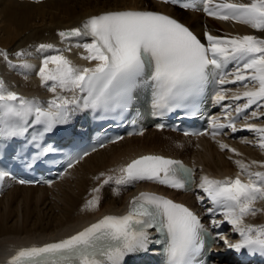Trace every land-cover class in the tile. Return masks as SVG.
I'll return each instance as SVG.
<instances>
[{"label": "snow or ice", "instance_id": "obj_1", "mask_svg": "<svg viewBox=\"0 0 264 264\" xmlns=\"http://www.w3.org/2000/svg\"><path fill=\"white\" fill-rule=\"evenodd\" d=\"M156 3L157 7L117 4L91 14L79 26L58 32L61 42H68L64 47L54 43L29 46L43 54L38 70L29 60L32 51H15L11 54L14 60L8 51L0 49V58L9 68L25 73V79L35 71L41 85L53 93L45 105L11 90L0 77V156H7L10 150L17 158L26 153L31 157V167L58 151L46 137L58 126L70 124L74 114L91 111L102 119L122 118L140 102L141 94L147 95L154 116L174 113L191 117L211 93L213 102L224 109L226 121L210 117L212 137L225 134V129L232 133L248 131L255 139L242 140L264 151V0ZM168 7L203 12L219 21L248 26L259 34L218 35L205 31L201 40L178 18L160 10ZM73 38L75 43H71ZM73 48L83 50L79 57L86 64H77L69 57ZM228 84L237 85L235 91L225 87ZM63 93L73 96L69 99ZM249 120L260 122H246L237 128L238 121ZM34 126L40 127L30 131ZM156 127L162 130L166 125L159 123ZM133 134L143 135L144 130L129 133ZM122 139L116 137L109 142ZM217 143L221 150L242 155L226 143ZM94 151L96 147L70 157L67 168L75 167ZM234 163L239 171L223 179L203 174L197 180L195 167L157 154L132 159L118 170H111L118 173L115 175L101 172L94 179L100 181L103 177L102 184L92 189L96 195L82 211L99 209L104 185L152 182L183 192L199 189L203 194L198 193L196 200L211 205L205 207L208 223L183 203L142 191L131 198L126 214H106L66 238L20 247L7 264H155L158 253L166 257V264H214L213 258L220 255L218 244L237 255L264 258V224L247 222L249 217L264 214V207L256 206L264 202V161L246 163L236 159ZM9 177L12 173L0 167V187ZM31 182L19 180L20 184ZM225 223L239 236L238 240L217 231Z\"/></svg>", "mask_w": 264, "mask_h": 264}, {"label": "bare ground", "instance_id": "obj_2", "mask_svg": "<svg viewBox=\"0 0 264 264\" xmlns=\"http://www.w3.org/2000/svg\"><path fill=\"white\" fill-rule=\"evenodd\" d=\"M117 4L157 7L156 1L152 0H42V2L0 0V49L8 51L10 58L14 60L15 57L11 54L15 51L20 49L32 51L33 55L29 60L38 70L43 54L29 46L54 43L58 47H64L68 42H61L59 31L77 27L87 16ZM160 10L172 14L186 25L194 26L197 31L202 30L203 35L205 31L218 35L259 34L248 26L232 22L207 18L203 22L199 13L178 8ZM75 42L76 38H73L71 43ZM82 51L73 48L68 55L75 63L86 64L87 62L79 57ZM0 77L5 79L11 90L28 98H36L45 105L53 97V93L41 85L35 71L28 74V78L25 79V73L9 68L2 58H0ZM63 94L69 99L73 96V93ZM259 122L251 120V123ZM176 136L171 132L149 129L143 135L125 137L91 152L53 184L47 186L4 184L0 192V264H6L10 255L20 247L41 245L66 238L96 222L103 215L123 213L131 198L145 189L158 190L159 186L150 182L134 186H117L111 183L101 189L102 199L98 210L82 211L84 204L96 195L92 193V189L101 186L104 179L102 177L97 181L94 177L101 172L118 174L111 170H118L120 166L139 155L161 154L185 157L187 153H194L199 163L207 169V172L202 173L211 177L219 174L235 175L239 171L234 163L236 159H243L246 163L252 160L264 161V151L242 140V138L254 140L253 133L238 135L237 138L232 137L231 142H224L236 148L241 156H235L227 150V155L224 156L226 153L222 154L213 146L203 144L201 139L199 146L197 143L195 148L185 146L180 152L179 147L176 146ZM230 156L232 159H229ZM253 170L257 169L254 167ZM118 188L119 194H116ZM189 198L190 196L184 195L182 200L189 202ZM259 207H264V202H261ZM249 220L262 223L264 214L247 218V222Z\"/></svg>", "mask_w": 264, "mask_h": 264}]
</instances>
